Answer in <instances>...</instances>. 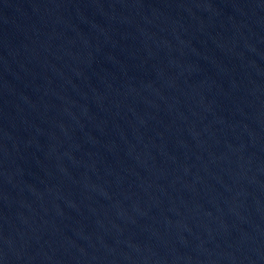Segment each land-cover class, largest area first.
I'll list each match as a JSON object with an SVG mask.
<instances>
[{"label":"water","instance_id":"water-1","mask_svg":"<svg viewBox=\"0 0 264 264\" xmlns=\"http://www.w3.org/2000/svg\"><path fill=\"white\" fill-rule=\"evenodd\" d=\"M0 264H264V225L122 108L0 35Z\"/></svg>","mask_w":264,"mask_h":264}]
</instances>
